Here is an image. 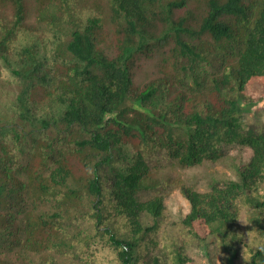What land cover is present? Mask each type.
<instances>
[{
	"label": "trees",
	"instance_id": "trees-1",
	"mask_svg": "<svg viewBox=\"0 0 264 264\" xmlns=\"http://www.w3.org/2000/svg\"><path fill=\"white\" fill-rule=\"evenodd\" d=\"M162 49L136 85V58ZM260 103L264 0H0V264H193L186 237L264 264ZM229 145L249 160L182 184L162 243L164 197L140 193L167 181L148 158L199 166Z\"/></svg>",
	"mask_w": 264,
	"mask_h": 264
},
{
	"label": "rangeland",
	"instance_id": "rangeland-1",
	"mask_svg": "<svg viewBox=\"0 0 264 264\" xmlns=\"http://www.w3.org/2000/svg\"><path fill=\"white\" fill-rule=\"evenodd\" d=\"M29 6L33 0H27ZM33 20V17L30 21ZM165 55V49L156 50L155 54L148 58L144 54L139 55L133 67V78L136 85L142 87L150 80L160 75L159 64ZM247 121L250 124H256L264 118V108L260 103L246 114ZM227 156L218 162L204 161L199 166L181 167L170 160L164 151L157 150L148 158L150 171L156 182L167 181L161 184L153 191H144L140 193L141 198H149L161 194L164 197L166 205L163 222L157 232V238L162 243H168L170 235L180 236V231L174 228L172 231L167 229L172 220L179 221V216L185 214L189 209L188 201L180 192L182 184L188 185L197 191H206L210 183L218 178H235L233 164L247 162L251 156V150L244 146L229 145L226 147ZM166 235L167 239L162 236ZM190 246L186 252L193 260V264H226L223 260L224 253L217 245L209 240L202 247L200 243L186 237ZM164 246L160 248L163 249ZM168 252L167 248L163 249ZM240 252L237 254L235 264H242Z\"/></svg>",
	"mask_w": 264,
	"mask_h": 264
}]
</instances>
